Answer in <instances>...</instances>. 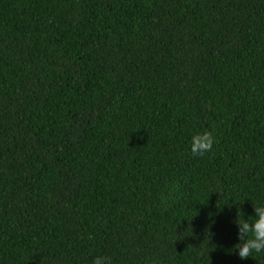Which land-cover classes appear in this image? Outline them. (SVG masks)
I'll list each match as a JSON object with an SVG mask.
<instances>
[{"label":"trees","instance_id":"16d2710c","mask_svg":"<svg viewBox=\"0 0 264 264\" xmlns=\"http://www.w3.org/2000/svg\"><path fill=\"white\" fill-rule=\"evenodd\" d=\"M257 206L264 0H0V264H264Z\"/></svg>","mask_w":264,"mask_h":264},{"label":"clouds","instance_id":"9594fccd","mask_svg":"<svg viewBox=\"0 0 264 264\" xmlns=\"http://www.w3.org/2000/svg\"><path fill=\"white\" fill-rule=\"evenodd\" d=\"M213 139L211 133L194 134L191 141V152L194 155H203L211 150ZM255 218L249 223L247 220L235 223L238 226L239 243L234 245L238 249V257L241 260L247 259L253 251L260 253L264 251V206L253 208ZM242 214V213H241ZM241 241H243L241 243ZM92 264H107L106 257H96Z\"/></svg>","mask_w":264,"mask_h":264}]
</instances>
